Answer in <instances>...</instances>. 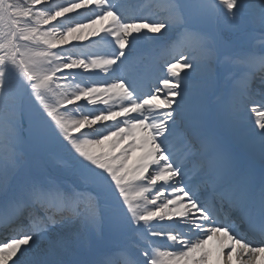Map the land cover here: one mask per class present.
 <instances>
[{
	"label": "snow or ice",
	"instance_id": "1",
	"mask_svg": "<svg viewBox=\"0 0 264 264\" xmlns=\"http://www.w3.org/2000/svg\"><path fill=\"white\" fill-rule=\"evenodd\" d=\"M126 3L0 0V264H264V0Z\"/></svg>",
	"mask_w": 264,
	"mask_h": 264
},
{
	"label": "rangeland",
	"instance_id": "2",
	"mask_svg": "<svg viewBox=\"0 0 264 264\" xmlns=\"http://www.w3.org/2000/svg\"><path fill=\"white\" fill-rule=\"evenodd\" d=\"M46 2H48V3H51L52 2V0H46ZM54 2H55V4H62V3H64L65 2V0H54ZM15 3H16V6H18L19 5V0H18V2H16L15 1ZM83 15L84 14H82V17H83ZM87 15H91V13H88ZM70 23H73V22H70ZM70 23H68V24H70ZM95 41H92L91 43H89V44H86L85 45V47H84V49L86 50H93V49H95L96 47H98L99 45H98V43L97 42H95ZM80 50V49H79ZM69 51H75V48H72V49H69ZM91 73H89V74H84V77H88L89 78V75H90ZM107 76H109V78H110V74H108ZM61 83H63V81H61ZM54 100H61V102H63L62 101V98H60V97H54L53 98ZM109 99L110 98H106V99H104V98H101V97H99L97 100H96V102L97 103H107L108 101H109ZM67 102H71V101H67ZM85 111H89L88 109H84ZM1 144H0V163H2V162H4V160H6L7 158H9L10 156H11V152H12V150H11V147L7 144V143H4V142H0ZM6 147V148H5ZM121 257V259H123V261L126 259V257H124V256H120Z\"/></svg>",
	"mask_w": 264,
	"mask_h": 264
},
{
	"label": "bare ground",
	"instance_id": "3",
	"mask_svg": "<svg viewBox=\"0 0 264 264\" xmlns=\"http://www.w3.org/2000/svg\"><path fill=\"white\" fill-rule=\"evenodd\" d=\"M95 43V42H94ZM1 144V143H0ZM6 148V147H5Z\"/></svg>",
	"mask_w": 264,
	"mask_h": 264
}]
</instances>
